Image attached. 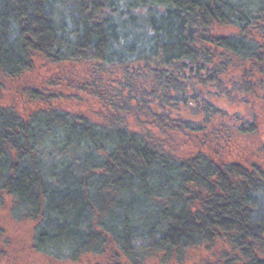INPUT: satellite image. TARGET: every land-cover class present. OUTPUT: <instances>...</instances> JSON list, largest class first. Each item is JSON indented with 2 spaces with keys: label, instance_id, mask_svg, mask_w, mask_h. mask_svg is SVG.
<instances>
[{
  "label": "trees",
  "instance_id": "1",
  "mask_svg": "<svg viewBox=\"0 0 264 264\" xmlns=\"http://www.w3.org/2000/svg\"><path fill=\"white\" fill-rule=\"evenodd\" d=\"M38 65L0 104V211L35 255L264 264V0H0V98Z\"/></svg>",
  "mask_w": 264,
  "mask_h": 264
},
{
  "label": "rangeland",
  "instance_id": "2",
  "mask_svg": "<svg viewBox=\"0 0 264 264\" xmlns=\"http://www.w3.org/2000/svg\"><path fill=\"white\" fill-rule=\"evenodd\" d=\"M38 69V70H37ZM37 73L35 74V72L31 73L27 79H24L23 81L15 84V83H9L7 84V87L4 91L1 92L2 97L0 98V104L5 105L6 107H15L14 104L18 103V102H24L21 103V106H19L18 108L21 109L24 104H25V100L22 101V99H20L19 95L15 96V94L18 91H21V89L26 86L31 84L32 81L35 80V82L40 83V80H44L45 78H48V72L49 69L47 67H41L40 65H38L37 67ZM47 80V79H46ZM6 86V85H5ZM20 94V93H19ZM68 95H66L63 100L64 103H68L71 104L73 102L72 99H69L67 97ZM75 103L76 104H81V103H86L85 100H87L86 97L83 96H76L74 97ZM90 104H92L93 108L98 110V107H95V103L96 101L90 99L89 100ZM142 106H144V104H142ZM153 107V106H152ZM155 108L156 111H158V109L156 107ZM27 109V108H26ZM28 110H30L28 108ZM145 116H142L140 119H137L135 117H132L133 121L136 123L138 122V120H142V127L144 126H149V123L147 122V119H145ZM132 119L130 120V122L133 123ZM135 126H138L137 124H135ZM134 127V126H133ZM162 128H164V126H162ZM158 126H154L153 129H156L157 131L159 129H162ZM260 133L262 135V137L264 138V125H261V122L259 123L258 126ZM252 138V139H250ZM249 140H241L240 144L238 145V149H244L240 155H238V159L240 160H244L247 158H254L252 156L253 152L257 151V147H258V143L255 137H248ZM190 139L189 138H185L184 142H179L178 140L175 141L174 147L175 148H179L180 151H184L188 152L189 150H191V144L192 142H189ZM205 150H207L208 147L204 146ZM237 149V150H238ZM178 152V150H176ZM262 156V155H261ZM232 157V156H231ZM234 159V158H231ZM255 159L257 160L258 157H255ZM0 228L4 229V234L12 241V243L15 245V247L18 249L17 253L11 254V258L9 260L4 261L3 263L5 264H48L44 259H42L40 256L35 255L32 251H31V228L28 225H24V224H17L11 220H9L5 214V212L0 211ZM95 261H92L90 263V261H85L84 263H80V264H106L104 260L102 259H93Z\"/></svg>",
  "mask_w": 264,
  "mask_h": 264
}]
</instances>
